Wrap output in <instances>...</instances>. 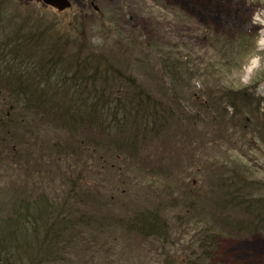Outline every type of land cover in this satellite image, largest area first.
Instances as JSON below:
<instances>
[{"label":"trees","instance_id":"obj_1","mask_svg":"<svg viewBox=\"0 0 264 264\" xmlns=\"http://www.w3.org/2000/svg\"><path fill=\"white\" fill-rule=\"evenodd\" d=\"M154 1L169 7L167 0ZM83 2L81 18L65 22L49 15L40 0H0V131L15 130L19 115L58 116L70 131L53 146L75 154L82 143L88 147L99 139L90 133L95 128H117L112 134L118 138L130 126V134L114 145L134 150L140 133H158L179 116L194 123L212 117L239 148L202 154L206 159L183 179L165 182L151 204L117 216L122 254L130 255L124 248L132 246L137 256L132 241L140 238L161 243V260L151 264H214L222 238L264 234V164L255 160L264 154L261 99L225 86L212 73L213 63L194 64L178 48L143 39L139 26L127 28L92 0ZM96 25L100 32H93ZM93 35L103 36L104 45L90 44ZM216 42L239 52L249 49L244 34L218 35ZM137 55L149 64L143 79L134 71ZM89 217L83 213L76 221ZM73 218L44 192L32 197L20 192L0 213V264L58 262Z\"/></svg>","mask_w":264,"mask_h":264},{"label":"rangeland","instance_id":"obj_2","mask_svg":"<svg viewBox=\"0 0 264 264\" xmlns=\"http://www.w3.org/2000/svg\"><path fill=\"white\" fill-rule=\"evenodd\" d=\"M71 1L72 7L63 11L49 7L48 14L56 13L65 22L76 16L81 18L83 0ZM167 3L168 9L154 0H92L93 7L118 16L127 28L139 26L143 39H156L178 48L175 50L189 55L194 64L213 63L216 69L212 73L218 72L219 80L227 83L233 70L240 67L237 61L253 48L257 26H251L248 20L243 22V18L236 24L214 19L203 8L186 0H167ZM231 3L241 5L247 14L264 8L262 0H248L249 6L245 0H231ZM224 34H244L248 51L222 48L216 40ZM233 54L241 55L228 60ZM144 59L137 55L133 65L141 79L149 65ZM261 101L264 104V99ZM16 117L15 130L0 131V213L9 210L20 192L30 197L44 192L53 202L64 204L67 213L74 215V224L62 243L61 260L53 264L160 261L161 243L140 238L132 241L139 247L137 256L132 246L124 248L130 255L122 254L117 216L151 204L150 200L156 199L165 182L171 184L186 177L200 158H204L202 154H214L216 147L226 150L240 146L231 142L226 131H218L212 117L200 116V122L194 123L179 116L158 133L145 136L140 133L134 150L126 143L121 149L114 145L122 135L130 134V126L118 138L112 134L117 128L105 131L95 128L90 133L99 139L94 138L88 147L82 143L79 151L71 154L53 146L56 141L64 142L70 131L59 122L58 116L37 113ZM255 160L264 164V154L258 153ZM78 180H81L79 186L73 189ZM83 213L90 216L88 220L76 221ZM214 264H264V234L246 239L222 238Z\"/></svg>","mask_w":264,"mask_h":264},{"label":"clouds","instance_id":"obj_3","mask_svg":"<svg viewBox=\"0 0 264 264\" xmlns=\"http://www.w3.org/2000/svg\"><path fill=\"white\" fill-rule=\"evenodd\" d=\"M245 2L249 6L248 0H245ZM250 25L257 26L258 29L254 46L242 60L237 61L240 67L233 70L231 76L227 78L228 82L225 86L231 87L236 91L247 90L255 98L264 99V8L253 12ZM101 30L100 25H96L93 28V32H100ZM89 43L96 47H101L105 41L103 36L93 35L90 37ZM196 86L201 87L200 84ZM261 107L264 110V105Z\"/></svg>","mask_w":264,"mask_h":264},{"label":"bare ground","instance_id":"obj_4","mask_svg":"<svg viewBox=\"0 0 264 264\" xmlns=\"http://www.w3.org/2000/svg\"><path fill=\"white\" fill-rule=\"evenodd\" d=\"M193 6L201 7L205 10L207 15L212 16L214 19H223L231 21L236 24L239 19L243 18V22L251 21V16L255 10L250 13H245V9L239 5L231 3V0H186Z\"/></svg>","mask_w":264,"mask_h":264},{"label":"water","instance_id":"obj_5","mask_svg":"<svg viewBox=\"0 0 264 264\" xmlns=\"http://www.w3.org/2000/svg\"><path fill=\"white\" fill-rule=\"evenodd\" d=\"M45 6L56 8L59 11H63L72 6L71 0H41ZM98 9V7H96Z\"/></svg>","mask_w":264,"mask_h":264}]
</instances>
